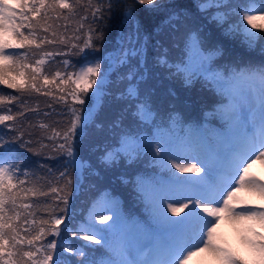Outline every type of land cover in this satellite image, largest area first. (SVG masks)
<instances>
[{"label":"snow or ice","instance_id":"snow-or-ice-1","mask_svg":"<svg viewBox=\"0 0 264 264\" xmlns=\"http://www.w3.org/2000/svg\"><path fill=\"white\" fill-rule=\"evenodd\" d=\"M121 6L129 32L121 36L116 55L108 58L111 63L107 66L116 65L117 71L128 68L121 76L126 90L115 97L126 106L106 122L101 118L106 115L104 103L108 94L107 74L102 72L103 55L91 60L89 56L99 52L105 41L99 25ZM64 10L69 14L82 10L84 14L79 19L84 22L89 21L91 14L87 38L72 45L76 50L72 54L82 56L86 63L76 72L57 70L49 79L44 69L47 61L41 57L29 63V52L32 46L40 49L45 43H57L47 36L37 41V30L49 32L52 25L48 21L53 15L60 18ZM143 13L161 18L158 35L166 28L179 32L181 24L205 14L218 26L225 27L227 33L242 36L249 48L264 42V0H192L183 6L175 0H74L73 3L0 0V84L20 93L50 96V90L42 92V89L55 85L65 93L61 85L70 83L75 85L68 93L72 100L83 106L87 97L91 104L83 110L68 108L70 117L62 134L63 143L55 146L67 157L64 171L58 177L65 183L61 188L50 187L63 207L58 215L53 213L50 219L41 220L40 224L47 227H40L35 235L31 234V227H22L29 224L27 216L34 215L29 211L33 204L24 201L49 193L26 186L30 172L24 166L20 149L32 151V141L24 140V133L11 125L6 126L7 132L0 131V264H187L190 258L204 252L218 264H249V260L217 243L215 232L222 213H227L229 219L253 222L246 229L251 235H245L243 241L252 253L251 264H264V233L256 232L253 226L258 223L264 228V211L238 212L230 206L241 190L258 194L264 200V181L250 175L253 164L264 163V63L237 60L219 70L216 65L217 58L223 56L222 48L209 44L202 28L185 27L179 63L169 65L167 49L158 56L157 63L170 72L174 68V74L186 84L202 77L220 97L214 109V117L220 123L216 129L199 125H190L186 130L181 127V134H177L169 124L157 123L159 113L152 93L145 86L149 69L144 53L149 36L142 35ZM234 17L238 19L233 21ZM83 28L81 23L77 31ZM23 29L28 30L27 34ZM51 34L56 35L54 31ZM156 43L162 48V37ZM10 49L26 50L10 52ZM134 58L135 66L131 63ZM63 64L67 66L69 61L64 60ZM17 99L15 95H0V104ZM59 100L65 101L66 96L60 95ZM17 116L24 117V112L18 111L16 116L0 115V124L15 121ZM128 117L135 127L125 123ZM168 120L172 125L182 123L174 116ZM148 125L152 127L141 135V126ZM40 127L47 125L41 123ZM53 131L55 136H61ZM105 132L115 135L111 137L112 143L101 148L99 135ZM5 136L9 139L5 140ZM96 152L99 156L94 162ZM142 154L150 155L168 175L167 181L151 186L150 190L143 179L137 181V188L151 209L150 219L141 223L122 215L118 204L105 196L92 204L86 220L73 227L70 197L74 187L69 188L73 183L67 179L71 175L69 168L90 172L94 166H114L119 160L138 159ZM181 212L185 214L177 220L168 215ZM46 235L54 238L36 247L37 241ZM67 237L91 243L74 244Z\"/></svg>","mask_w":264,"mask_h":264},{"label":"trees","instance_id":"trees-1","mask_svg":"<svg viewBox=\"0 0 264 264\" xmlns=\"http://www.w3.org/2000/svg\"><path fill=\"white\" fill-rule=\"evenodd\" d=\"M69 2L73 3L74 0H69ZM191 2L192 0H175V3L181 6L190 4ZM122 12V6L116 8L113 11L111 17L105 19L103 23L99 25V28H102L104 31L105 41L99 52L91 53L89 56L91 57L92 55H97L98 53L100 55H103L102 72L107 74V96L116 93L120 87H122L123 90L125 88V84L121 82V76L123 73H126L128 71V68H123L120 71H117L116 66L111 69L107 66L109 63L108 58L112 57L114 53H116L115 50L119 42L118 35L120 33V28L123 26L124 22ZM83 14L84 13L82 10H77L73 14H69L67 10H64L60 18H56V16L53 15V18L48 21V24L52 25L49 32L44 33L40 30H37L38 34H40L42 37L47 36L48 39H54L57 41V43L55 44L45 43L43 47H51L52 45H54L56 47V53H65V55L55 54L54 57L45 59L47 61V63L44 65L46 75L48 74L51 66L60 59L75 62L77 65V69L80 68V64H84L85 60L82 56L72 54L76 51L72 48V45L74 43L80 44L84 39L87 38L89 23L91 21V14L89 13L88 22H84L79 19V16ZM200 15L201 14H198L192 20L198 18ZM65 17H67V19H65ZM141 19L144 24V32H153L157 39H161L162 37V41L167 39L172 34V32L175 31L174 28H166L165 31L160 32L158 35L157 27L161 25L160 17L143 13ZM208 19L209 21H211L210 17H208ZM81 23H84V28L77 31ZM184 25L185 24H181L179 26L180 29ZM92 26L96 27V25ZM53 31L56 33L55 36H52L51 34ZM76 37H80V40H77ZM61 39L63 40V43L60 42ZM146 46L148 47V45ZM160 49L161 47L156 44V46L152 50H147L144 53L145 59L147 61V67L149 69L147 76L156 75V77H158L160 74H165L166 68L157 63V58L161 54ZM87 51L90 50H86V52ZM35 60L36 59H30L28 62L34 63ZM131 63L133 66H135V58ZM74 78L75 77H73V79ZM49 79H51V76H49ZM57 83H59V81H57ZM61 87L66 89L65 93H61L55 85H51L42 89V92L50 90L52 92V95L50 96L43 95L37 92L20 93L15 89H11V95L19 97V99L12 101L10 104L12 105L11 115L16 116L18 111L24 112V117L17 116V119L13 121L14 129H19L21 132L26 133L29 136V140L32 141V144H34L36 148L40 150L36 157L40 160L41 175L35 179L36 184L34 186L41 191L49 193L46 197H35V210L40 220L50 219V216L53 213H58L59 208L63 207V205L60 204L57 198V194L50 191V187L61 188L64 186L65 181L62 179H58V177L59 172L64 171L65 165L63 162L67 158L66 155H62L58 150H55V146L59 141L56 139L53 129L55 130V132L61 133L65 122H67L70 117L69 113L67 112L69 106H77L82 108L90 106L87 97L84 98L85 105L82 106L76 104L72 100V97L68 95V93L71 92V89L75 87V85L65 83L61 85ZM60 95H65L66 100H59ZM106 102L107 101L105 100V103ZM19 120L21 125L18 123ZM41 123L47 125V127L41 128ZM29 133L31 135H29ZM99 140L102 148L105 145V141L100 138ZM98 156L99 152H96L92 157L93 161L97 160ZM122 162L123 160L117 161L116 166L112 168L115 174L121 172L125 168L124 163ZM97 168V166H94L90 172L82 171L81 173H77L76 170L69 168V172L71 173V175L68 176L67 179H71L73 182L72 185L69 186V188L71 189L74 187L73 195L70 197L71 208L74 205L82 208V206H84V204L86 203L87 199L94 190L91 179L92 175L98 174V171L96 170ZM29 199H34V197L30 196ZM26 203H29V201H26ZM41 226L46 227V225Z\"/></svg>","mask_w":264,"mask_h":264},{"label":"rangeland","instance_id":"rangeland-1","mask_svg":"<svg viewBox=\"0 0 264 264\" xmlns=\"http://www.w3.org/2000/svg\"><path fill=\"white\" fill-rule=\"evenodd\" d=\"M193 163L195 161H192ZM257 168V171L264 174V163L257 162L254 164ZM148 189H151V186H148ZM258 194H253L248 192L247 190H241L240 192L236 193V198L232 201H237L239 203H245V202H252L257 200ZM113 200V199H112ZM178 206V205H177ZM187 210H185L186 212ZM185 213L181 212L179 215H173L172 213H168L169 216L172 217V219L177 220L180 218V216H183ZM237 220L229 219L227 213H222V218L220 220L219 225L216 228L215 236L217 243L223 242L222 235H221V226H225L226 224L230 223V226L232 227V231L238 232L237 228L233 226V222ZM244 222V221H242ZM243 243L244 250L250 252L248 246L244 243L243 239H240ZM251 253V252H250ZM187 264H218V261L209 253L204 252L200 253L199 255L193 256L190 258L187 262Z\"/></svg>","mask_w":264,"mask_h":264}]
</instances>
